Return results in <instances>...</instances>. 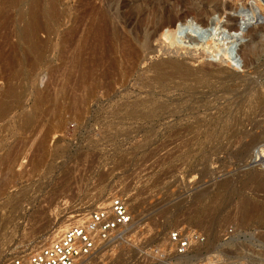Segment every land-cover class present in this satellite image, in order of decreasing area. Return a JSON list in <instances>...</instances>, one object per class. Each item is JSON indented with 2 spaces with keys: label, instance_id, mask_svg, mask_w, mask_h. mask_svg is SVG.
I'll return each mask as SVG.
<instances>
[{
  "label": "rangeland",
  "instance_id": "rangeland-1",
  "mask_svg": "<svg viewBox=\"0 0 264 264\" xmlns=\"http://www.w3.org/2000/svg\"><path fill=\"white\" fill-rule=\"evenodd\" d=\"M213 13L235 62L160 35ZM263 129L264 0H0V264L115 194L133 222L83 264H264ZM175 227L205 239L161 260Z\"/></svg>",
  "mask_w": 264,
  "mask_h": 264
},
{
  "label": "built area",
  "instance_id": "built-area-1",
  "mask_svg": "<svg viewBox=\"0 0 264 264\" xmlns=\"http://www.w3.org/2000/svg\"><path fill=\"white\" fill-rule=\"evenodd\" d=\"M250 162L264 172V146L256 148ZM85 218L70 224L51 242L13 256L8 264L88 263L104 243L123 237L133 222V213L128 198L115 194L106 203L90 210ZM168 238L167 247H151V251L161 260L172 254L176 256L189 252L204 241L205 235L194 229L175 227L169 231ZM182 264L201 263L186 261Z\"/></svg>",
  "mask_w": 264,
  "mask_h": 264
},
{
  "label": "bare ground",
  "instance_id": "bare-ground-1",
  "mask_svg": "<svg viewBox=\"0 0 264 264\" xmlns=\"http://www.w3.org/2000/svg\"><path fill=\"white\" fill-rule=\"evenodd\" d=\"M101 8H103V7H101ZM109 13H110L109 12V7L108 8L106 7V8H103L100 11V14H101L100 17L101 18L97 16L98 18H100L99 19L100 22L98 21L99 24L97 25V30H98V32L100 33L101 36L102 35L103 36L104 35H109L111 33V31H110V25H111L110 22L112 20V18H111L112 15H110ZM213 14L214 15L210 18V20H209L210 23H208V25H204V24H202V22L200 23L198 21H195L194 19H188V18L179 17L177 19H175V18L174 19H168V20H166L168 26L167 27L165 26L164 30H162L163 32H161L162 34L160 33V35L164 36V38L167 39L166 41L168 42V44H171V45L172 44H182V43H184V41H186V38H188L189 40L194 41L196 45L203 46L204 48H207L210 51L212 50L213 52L214 51L220 52L219 54H222L221 52H224L223 54H225L227 57H229V59H231V61L235 62L237 60V58L235 56V52H236L235 51L236 50L235 42H236V39H238V37H237L236 34H233V33L227 34L226 32H223L224 30L223 31L221 30L222 26H221V21L218 20L219 19L218 15L216 13H213ZM113 15L115 16L116 14L114 13ZM96 20H98V19L96 18ZM160 28H161V26H160ZM162 28H163V26H162ZM157 31H159V30L157 29ZM92 33H93V31H92ZM99 41H100V39H99ZM226 43L229 44V45H226L227 46L226 48L222 47V45H224ZM251 52H252V50H251ZM192 62H193L192 60H187L186 59L185 61L180 63V66L175 67V68H177L181 72L182 71L183 72H187V74L189 75L190 73L188 72V70H192ZM263 131H264V129H263ZM260 146H264V143L262 145H260ZM260 146H258V147H260ZM86 216H87V214L85 215V217ZM74 217H76V216L73 215V216L67 217L65 219V222L67 223L70 220L74 221V219H75ZM62 232H64V231H62ZM62 232H60V233H56L55 232L54 235L52 234V236L49 237L48 241L51 242L52 240H54L55 238L60 236ZM46 242H47V240H46Z\"/></svg>",
  "mask_w": 264,
  "mask_h": 264
}]
</instances>
